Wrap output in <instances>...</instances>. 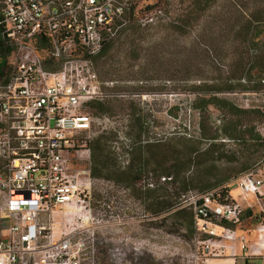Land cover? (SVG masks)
I'll use <instances>...</instances> for the list:
<instances>
[{"label":"built area","instance_id":"1","mask_svg":"<svg viewBox=\"0 0 264 264\" xmlns=\"http://www.w3.org/2000/svg\"><path fill=\"white\" fill-rule=\"evenodd\" d=\"M138 2L0 0V264L96 263L93 239L56 228L53 213L90 192L91 170L74 172L71 156L90 159V102L123 95L115 80L101 81L94 58L136 15ZM160 12L138 21L155 23ZM235 183L245 200L264 195V176L252 171ZM182 206L194 210L197 264L228 251L235 257L236 240L247 250L246 236L236 233L241 201L191 190Z\"/></svg>","mask_w":264,"mask_h":264},{"label":"rangeland","instance_id":"2","mask_svg":"<svg viewBox=\"0 0 264 264\" xmlns=\"http://www.w3.org/2000/svg\"><path fill=\"white\" fill-rule=\"evenodd\" d=\"M240 1L248 11L264 8V0ZM189 2L190 0H141L136 15L121 25L119 36L104 56L94 59L101 81L115 80L117 90L123 93L121 97L112 98L110 103L117 106L120 103L128 105L131 99L136 101L141 110V120H130L126 111L95 114L94 109L89 108L94 116L92 137L87 142L90 159L81 160L75 155L71 156L70 168L74 172L80 171L81 176H85L83 171L91 170V143L97 137L111 145L114 161L125 167L128 165V155L123 152L122 143H126L129 135L138 140L196 133L198 112L192 108L195 94L188 89L180 72L191 65L189 70L196 71L200 68L208 79L217 77L219 71L212 61L215 58L227 60L233 56L230 52L233 28H239L241 23L235 22L233 18L222 21L224 31L211 29L215 36H219V45L201 51L197 46L196 28L187 27L183 32L167 31L157 25L159 19L156 24L147 26H142L138 21L139 15H144L147 11L155 14V9L158 8L161 9L160 17H166L165 11L168 9L170 14L186 13ZM150 5L153 8L148 9ZM231 10L230 0H219L209 14H230ZM208 19L212 21V16ZM103 62L106 66H102ZM59 64L56 62L54 66ZM107 68L110 69V74H106ZM223 95L230 97L241 107L258 110L256 115L248 117V120L252 118L248 123L256 125L264 138V89ZM211 111L214 121L219 125V111L214 108ZM229 147L243 149L244 159H249L250 162L258 161L253 169L258 176H264V146L250 145L245 148L230 141ZM143 163L144 161L136 159L135 165L142 174L141 179L131 186L126 181L97 178L90 173L91 189L87 196L55 209L53 217L56 228L79 231L91 241L93 239L95 264H197L200 259L196 253L194 235L185 228H179L173 219H164L169 213L152 216L147 210V196L152 186ZM232 166L240 168L239 164ZM235 180L230 181L233 188L237 186ZM192 191L199 192L198 189ZM244 201L247 210L238 226L246 228L250 224H264V195L253 198V201ZM238 261V264H245L242 257ZM256 262L261 264V259Z\"/></svg>","mask_w":264,"mask_h":264},{"label":"trees","instance_id":"3","mask_svg":"<svg viewBox=\"0 0 264 264\" xmlns=\"http://www.w3.org/2000/svg\"><path fill=\"white\" fill-rule=\"evenodd\" d=\"M140 1L136 4L135 14ZM218 1L190 0L186 13L170 14L168 9L165 11L166 17H159L156 22L167 31L183 32L187 27L196 28L197 46L201 51L219 45V36H215L211 29L224 31L222 21L233 18L235 22L241 23L239 28H233L230 41V52L233 56L227 60L215 58L212 61L219 71L217 77L208 79L200 68L196 71L189 70L191 65L180 72L188 89L195 94L192 108L198 112L196 133L138 140L128 133L126 143H122L123 152L128 155V165L125 167L114 161L110 144L102 142L100 137L91 143L93 177L126 181L128 186H131L141 179L142 174L135 165L136 159L144 161L152 186L147 196V210L152 216L169 213L164 219H173L179 228L187 229L194 237L198 233L194 210L190 206H182L183 196L195 189L199 192L216 190L218 200L225 201L232 195L233 186L230 181L250 171L256 174L253 168L258 164V161L250 162L249 159H244L245 151L230 148L229 142L234 141L245 148L250 145L264 146V138L256 125L248 123L252 120H248V117L256 115L258 110L241 107L233 99L223 95L236 91L257 92L264 89V8L248 11L240 0H230V14L228 12L210 15ZM147 8L151 9L153 6ZM211 16L212 21L208 19ZM113 42L106 43L94 59L98 60L104 56ZM38 46L44 48L47 43L41 42ZM3 51L0 45V52ZM185 63L187 64V61ZM102 66H106V63L103 62ZM109 70L106 69V74H110ZM110 102L111 99L93 100L90 102V108L94 109L95 114L126 111L130 120L140 122L141 110L136 101L131 99L128 105L120 103L117 106ZM211 108L220 113L219 125L214 121ZM234 164H239L240 168L236 169L232 166Z\"/></svg>","mask_w":264,"mask_h":264},{"label":"crops","instance_id":"4","mask_svg":"<svg viewBox=\"0 0 264 264\" xmlns=\"http://www.w3.org/2000/svg\"><path fill=\"white\" fill-rule=\"evenodd\" d=\"M263 175H264V169ZM231 194L234 198L241 201L244 205V198L240 195V189L237 186L232 187ZM241 196V197H240ZM256 198L255 196H250L248 199ZM248 202V200H247ZM251 206V205H248ZM245 207V205H244ZM245 207V212H246ZM244 212V213H245ZM244 215V214H243ZM243 219V218H242ZM236 233L237 236L239 235H245L246 241H247V250H243L240 247V243L238 240L235 241L236 246V255L235 257H232L229 255V251L225 252V254L222 257H214L209 260L210 264H238V259L240 257L245 259V264L247 262H251L253 264H258L256 260L261 259V264H264V258L262 255H264V224H250L246 228L237 226L236 227ZM229 242V241H227ZM247 257H252V259H247Z\"/></svg>","mask_w":264,"mask_h":264}]
</instances>
